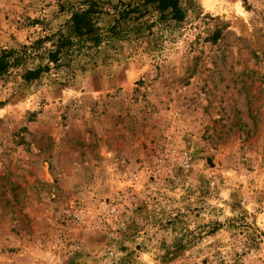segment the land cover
I'll list each match as a JSON object with an SVG mask.
<instances>
[{"label": "rangeland", "instance_id": "374dc122", "mask_svg": "<svg viewBox=\"0 0 264 264\" xmlns=\"http://www.w3.org/2000/svg\"><path fill=\"white\" fill-rule=\"evenodd\" d=\"M143 1L0 0V50L101 38L0 80V264H264V0Z\"/></svg>", "mask_w": 264, "mask_h": 264}, {"label": "trees", "instance_id": "16d2710c", "mask_svg": "<svg viewBox=\"0 0 264 264\" xmlns=\"http://www.w3.org/2000/svg\"><path fill=\"white\" fill-rule=\"evenodd\" d=\"M88 3V2H87ZM180 0H145L143 6H151L153 11L159 14V21L181 23L184 19L183 10L180 8ZM87 8L73 11L70 20L66 24L67 34L61 30L39 37L32 44L15 49L0 50V80L10 70L26 64L27 60L39 61L35 69H25L22 79L30 83L48 72L52 67L58 69L64 66L70 59L86 48V42L97 45L101 38L93 37L97 30L93 23L92 15L98 13L94 2L85 4ZM123 10L118 13V19L109 29L113 31L120 20H125L131 12Z\"/></svg>", "mask_w": 264, "mask_h": 264}]
</instances>
